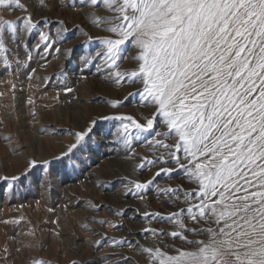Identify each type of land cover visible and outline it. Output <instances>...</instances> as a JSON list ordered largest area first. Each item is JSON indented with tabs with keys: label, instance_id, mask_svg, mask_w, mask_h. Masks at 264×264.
I'll return each instance as SVG.
<instances>
[{
	"label": "rangeland",
	"instance_id": "374dc122",
	"mask_svg": "<svg viewBox=\"0 0 264 264\" xmlns=\"http://www.w3.org/2000/svg\"><path fill=\"white\" fill-rule=\"evenodd\" d=\"M16 2L20 8L0 9V25L17 29L0 33V264H151L144 249L175 255L189 248L156 235L176 226L146 213L179 211L185 205L161 192L194 186L179 172L154 179L159 164L141 167L155 159L151 133L133 131L125 141L120 129L129 122L104 119L145 123L152 116L127 80L136 50L108 66L101 41L110 33L94 20L111 12L78 0ZM89 128L69 152L76 133ZM150 180L146 191H135ZM196 238L204 237L188 235Z\"/></svg>",
	"mask_w": 264,
	"mask_h": 264
},
{
	"label": "snow or ice",
	"instance_id": "6c2138e0",
	"mask_svg": "<svg viewBox=\"0 0 264 264\" xmlns=\"http://www.w3.org/2000/svg\"><path fill=\"white\" fill-rule=\"evenodd\" d=\"M81 5L111 12L94 20L110 33L101 41L108 66L134 48L136 67L127 80L152 108L145 123L104 119L129 122L120 129L125 141L133 131L151 133L146 142L155 159L141 167L159 164L154 179L179 172L194 186L161 192L185 205L179 211L146 213L176 226L156 235L190 246L175 255L144 249L151 264H264V0H78ZM20 7L0 0L2 10ZM5 30L15 33L16 25L5 22L0 33ZM114 76L126 82L124 74ZM90 132L76 133L69 152ZM152 183L134 189L142 193Z\"/></svg>",
	"mask_w": 264,
	"mask_h": 264
}]
</instances>
